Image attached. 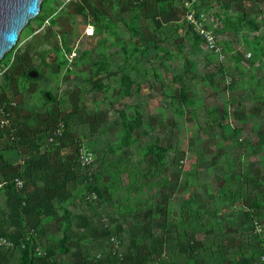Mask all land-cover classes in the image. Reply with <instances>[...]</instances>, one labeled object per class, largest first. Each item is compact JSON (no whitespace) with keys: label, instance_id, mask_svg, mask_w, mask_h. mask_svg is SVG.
<instances>
[{"label":"rangeland","instance_id":"374dc122","mask_svg":"<svg viewBox=\"0 0 264 264\" xmlns=\"http://www.w3.org/2000/svg\"><path fill=\"white\" fill-rule=\"evenodd\" d=\"M262 249L264 0H42L0 60V264Z\"/></svg>","mask_w":264,"mask_h":264},{"label":"water","instance_id":"95a60500","mask_svg":"<svg viewBox=\"0 0 264 264\" xmlns=\"http://www.w3.org/2000/svg\"><path fill=\"white\" fill-rule=\"evenodd\" d=\"M41 5L42 0H0V60L18 42L20 31L38 15ZM29 75L35 77L37 72L31 70Z\"/></svg>","mask_w":264,"mask_h":264},{"label":"trees","instance_id":"16d2710c","mask_svg":"<svg viewBox=\"0 0 264 264\" xmlns=\"http://www.w3.org/2000/svg\"><path fill=\"white\" fill-rule=\"evenodd\" d=\"M66 122H67V120H66ZM262 252H264V249H262Z\"/></svg>","mask_w":264,"mask_h":264},{"label":"bare ground","instance_id":"6f19581e","mask_svg":"<svg viewBox=\"0 0 264 264\" xmlns=\"http://www.w3.org/2000/svg\"><path fill=\"white\" fill-rule=\"evenodd\" d=\"M92 31V30H91Z\"/></svg>","mask_w":264,"mask_h":264}]
</instances>
